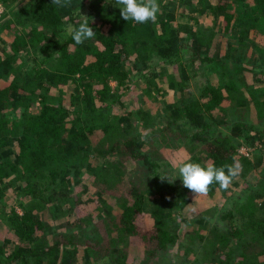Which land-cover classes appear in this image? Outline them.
<instances>
[{
    "label": "trees",
    "instance_id": "obj_1",
    "mask_svg": "<svg viewBox=\"0 0 264 264\" xmlns=\"http://www.w3.org/2000/svg\"><path fill=\"white\" fill-rule=\"evenodd\" d=\"M42 4L36 10L37 20L43 27L31 30L38 38L26 39L18 34L10 44L14 53L36 44L41 37L58 35L59 16L50 3L48 6ZM208 9L223 17L220 24L226 33L238 32L241 43L257 37L264 39V0H218ZM163 14L161 9L156 23L138 24L123 20L118 6H102L87 15L90 26L97 33L94 39L77 45L68 35L61 45L55 44L54 57L49 54L37 62L30 75L20 74L7 81L0 72V197L5 194L3 189L11 184L7 181L14 176L17 187L13 198L23 209L19 212L15 207H1L0 264H93V258L106 254L116 256L119 250L115 247L110 250L107 244L115 245L121 239L123 245L147 250L140 264H154L152 257L162 255L170 245L182 240L189 222L184 210L196 195L183 186L182 180L169 183L168 192L158 191L161 187L158 188L157 182L152 187L153 181L138 185L135 173L132 177L131 169L122 158L132 159L134 165H130L136 166L138 178L145 170L146 166L141 164L146 157L137 150L130 129L118 115H112L114 107L130 89L125 67L130 54L136 53L145 59L156 51L157 62L178 66L183 71L186 56L206 64L218 60V55H203V47L200 42L192 41L194 38H180V30ZM81 20L82 17L73 18L74 28ZM259 48L264 62V44ZM48 60L58 61L57 66L45 68ZM250 60L236 64L231 71H221L222 87L206 84L203 99L184 103L172 114V117L183 115L203 129L210 126L214 129L226 123L222 111L235 109L237 116L229 133L219 131L211 139L202 138L194 157L203 166L216 167L232 164L235 157L242 165L238 176L241 180L262 157L256 156L255 161L252 155L241 152L240 147L249 144L264 151V132L245 120L251 115L250 110L246 117L245 106H253L255 112L264 114V86L256 84L258 78L256 83L244 82L243 71ZM113 82L117 83L114 87ZM53 87L62 95L65 93L70 104L54 101L49 95ZM23 94L26 97L22 98ZM215 115L222 118L208 123L206 119ZM94 138L98 139L97 143ZM113 152L124 153L120 162L107 159L106 163L97 165L101 157H111ZM75 158H80L76 173L84 175L83 169L91 173L89 176L95 182L98 197L114 195L123 199L109 226H101L106 234L105 242L98 237L77 239V233H65V224L61 223L53 224L51 230L40 215L33 213V210L42 209L45 202L62 197L64 191L57 192L62 185H59L60 177L65 172L64 167ZM146 165L156 166L150 160ZM261 183L264 189V182ZM231 186L223 190L213 184L206 196L196 199L195 213L220 210L218 200ZM260 196L264 194L253 192L244 203L221 210L219 219L223 228L210 223L201 228L207 230L200 235L201 246L213 250L203 264H264V203L255 201ZM145 214L151 216V227L141 237V220ZM177 217L183 226V235L173 232L172 224ZM127 252L120 261L115 258L113 264H125L122 259L127 257ZM168 261L161 264H171ZM175 262L173 264H184L182 260Z\"/></svg>",
    "mask_w": 264,
    "mask_h": 264
},
{
    "label": "rangeland",
    "instance_id": "obj_2",
    "mask_svg": "<svg viewBox=\"0 0 264 264\" xmlns=\"http://www.w3.org/2000/svg\"><path fill=\"white\" fill-rule=\"evenodd\" d=\"M43 2L47 6L50 3V7H53L60 18V22L56 26L58 35H53L50 38L41 37L36 44H29L14 53L10 44L18 34H23L26 39L38 38L33 36L31 30L33 31L35 27H43L41 21L37 20L38 12L36 10L38 6L43 5ZM158 2L160 9L164 12L163 17L171 19V25L180 30L178 33L180 38L192 37L194 38L193 40L190 38L192 41L200 42V46L203 47L201 48L203 55L208 53L218 55V60L211 64L186 56L187 60L183 67L185 71L182 68L178 69V66L176 69L174 65L157 62L156 51H153V54L150 57H145V59H141L136 53H132L125 60V67L129 74L127 83L130 89L114 107L112 115H118L124 125L128 127L127 129H130L129 134L134 135L137 150L146 157L141 164V166H146L142 176L137 178L139 171L136 170V166H132L134 165L131 162L132 159H128L127 156L122 159L124 164L131 169L129 172L132 177L135 173L134 177L138 185L142 186L145 182L153 181L152 187L157 182L158 188L161 187L158 191L168 192L169 182L167 180L162 181L160 176L171 175L177 178L175 181L180 182L182 179L178 178V167L183 162L197 163L194 156L197 155V145L202 143L201 139L204 137H207L206 140L211 139L219 131L229 133L237 116L235 109L227 108L221 112L222 117L226 120L225 125H220L219 128L214 129L212 126L203 129L201 125H195L183 115L172 117V114L178 106L184 103L203 99V89L206 84L210 83V85L222 87L220 72L231 71L236 64L244 63L248 59L251 60L243 71L246 77L244 82L256 83L258 78L256 84L264 86V62H262V49L259 48L263 46L264 39L257 37L254 41L244 40L241 43L238 32L226 33L220 24L223 17L217 16L208 9L209 5L217 3L218 0H158ZM108 4L119 7L115 0H70V5L67 7L54 5L52 0H0V72L4 74L3 78L10 81L20 74L23 76L30 75L37 62L49 54L54 57V53H57L55 44L59 46L66 40L69 35V27L74 28L73 18L82 17L80 11L82 15L87 16ZM92 19L96 20V17L93 16ZM99 19L103 20L102 17ZM8 20L11 22L7 23ZM255 44L260 46L257 47ZM238 58L241 60L238 61ZM57 64L58 61L48 60L44 67L54 68ZM112 84L114 87L117 83L113 82ZM25 95L23 94L22 98L26 97ZM49 95L54 101L63 100L64 104H70V99L65 93L62 95L58 88L53 87ZM245 107H247L246 117L250 115L251 110V115L245 119L246 122L256 125L260 131L264 132V114L255 112L253 106ZM222 117L217 115L206 120L208 123H212ZM197 134L198 136H196ZM93 141L97 143L98 139L94 138ZM240 151L252 155L255 161L256 156H261L262 159L257 162L246 178L243 180L239 177L236 178V183L232 184L230 190L220 197L217 204L220 210L217 211L216 208L199 215L198 212L195 213L194 211L195 206L197 207L195 198L184 210L189 217V222L185 225L186 232H184L178 217V219H174L172 224L173 232L179 231L182 235L184 232L182 240L170 245L166 251L162 252V255L158 254L156 258L152 257L151 261L154 264H161L167 260L171 264L181 260L184 264H196V262L203 264L204 258L209 257L213 250L201 246L203 243L200 235L207 231L201 230V228L206 223L223 228V223H220L219 219L221 210L244 203L253 192L257 195L264 194L261 183L264 182V162L261 163L264 161V151L260 152L257 147L249 144H243ZM113 154L111 157H101L97 165L106 163L107 159L120 162L121 156L124 155L123 152H113ZM79 159H73L70 165L64 167L65 172L59 181V185H62L57 188L58 194L64 191L62 197L51 202H45L41 207L42 209L33 210V213L40 215L51 230L53 224L61 223L65 224V233H77V239H96L98 237L105 242L106 234L104 227L101 228V226L109 224L113 214L121 207L123 199L114 195L98 197L94 186L95 182L89 176L91 173L84 169V175L76 173L80 167ZM149 160L154 162L156 166H147L146 162ZM13 177L7 181L11 184L3 189L5 194L2 198L0 197V220L1 207H15L19 212L23 210L19 202L13 198L17 187ZM1 186L3 187V182ZM158 191L156 193H159ZM23 201L26 202L27 200L24 199ZM255 201L264 203V196L256 197ZM148 207L152 209L150 205ZM150 218L149 214L142 217L141 237H144L148 233L146 230L151 227ZM123 243L121 239L115 245L107 244V248L110 250L114 247L119 250L117 255L109 256L106 254L104 257L93 258V264H113L115 258L120 261L127 250V257L122 259V262L140 264L145 258L147 250L123 245Z\"/></svg>",
    "mask_w": 264,
    "mask_h": 264
},
{
    "label": "clouds",
    "instance_id": "obj_3",
    "mask_svg": "<svg viewBox=\"0 0 264 264\" xmlns=\"http://www.w3.org/2000/svg\"><path fill=\"white\" fill-rule=\"evenodd\" d=\"M121 10V17L125 21H134L138 24L148 22L156 23L160 13L158 0H115ZM52 4L60 7L70 5V0H52ZM80 11V10H79ZM82 20L78 27H69L68 34L71 35L75 44L80 45L85 41L92 40L96 36V31L90 26L87 16L81 14ZM242 165L235 157L233 163L216 167L213 165L203 166L200 163L183 162L178 167L179 177L182 179L183 186L196 195V199L206 196L213 184H218L223 190H227L238 178ZM161 180L174 183L177 178L171 175H161Z\"/></svg>",
    "mask_w": 264,
    "mask_h": 264
}]
</instances>
